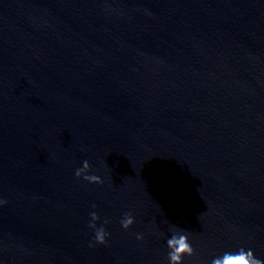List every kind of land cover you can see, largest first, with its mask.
Returning <instances> with one entry per match:
<instances>
[{
  "label": "water",
  "instance_id": "1",
  "mask_svg": "<svg viewBox=\"0 0 264 264\" xmlns=\"http://www.w3.org/2000/svg\"><path fill=\"white\" fill-rule=\"evenodd\" d=\"M0 200V264L264 260V0H0Z\"/></svg>",
  "mask_w": 264,
  "mask_h": 264
},
{
  "label": "clouds",
  "instance_id": "2",
  "mask_svg": "<svg viewBox=\"0 0 264 264\" xmlns=\"http://www.w3.org/2000/svg\"><path fill=\"white\" fill-rule=\"evenodd\" d=\"M90 165L87 160L82 162V166L75 170L74 175L77 178H82L88 183L102 184V179L97 175H89ZM5 203V201L0 200V204ZM95 207V205H93ZM99 219V216L95 211L90 213L89 227L93 228L95 231V242L98 244H105L106 237L109 235L105 231L103 225L97 228L95 221ZM134 222V218L131 212L124 214L120 221L121 227L127 230ZM104 223H108L106 219ZM189 233L185 230H175L169 239L166 241V246L169 249L167 252L168 264H183L184 256H193L194 248L189 242ZM143 237L137 234L136 239L141 240ZM91 246V245H90ZM211 264H264V260L256 258L251 249L245 250L243 247L239 248L235 252H224L221 256L214 257L211 260Z\"/></svg>",
  "mask_w": 264,
  "mask_h": 264
}]
</instances>
